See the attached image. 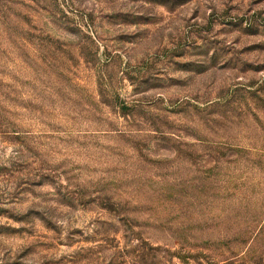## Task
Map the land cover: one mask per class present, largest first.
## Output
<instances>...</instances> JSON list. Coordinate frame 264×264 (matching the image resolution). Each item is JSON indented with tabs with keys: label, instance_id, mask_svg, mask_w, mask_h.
<instances>
[{
	"label": "rangeland",
	"instance_id": "rangeland-1",
	"mask_svg": "<svg viewBox=\"0 0 264 264\" xmlns=\"http://www.w3.org/2000/svg\"><path fill=\"white\" fill-rule=\"evenodd\" d=\"M0 264H264V0H0Z\"/></svg>",
	"mask_w": 264,
	"mask_h": 264
}]
</instances>
